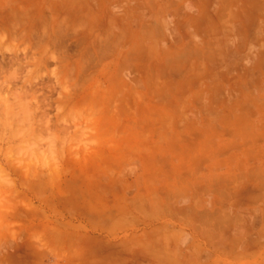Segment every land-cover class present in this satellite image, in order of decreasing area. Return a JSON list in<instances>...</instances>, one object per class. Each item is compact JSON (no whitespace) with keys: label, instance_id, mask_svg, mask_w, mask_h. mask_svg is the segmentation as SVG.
I'll list each match as a JSON object with an SVG mask.
<instances>
[{"label":"rangeland","instance_id":"1","mask_svg":"<svg viewBox=\"0 0 264 264\" xmlns=\"http://www.w3.org/2000/svg\"><path fill=\"white\" fill-rule=\"evenodd\" d=\"M242 2L191 17L168 0H0V264H74L75 247L126 263L124 233L100 229L131 193L119 156L171 132L170 107L252 97L241 58L264 51V0Z\"/></svg>","mask_w":264,"mask_h":264},{"label":"crops","instance_id":"2","mask_svg":"<svg viewBox=\"0 0 264 264\" xmlns=\"http://www.w3.org/2000/svg\"><path fill=\"white\" fill-rule=\"evenodd\" d=\"M168 1L173 11L191 17L223 12L225 1L237 3L232 12L243 5L242 0ZM260 55L241 58L247 61L241 93L252 97L170 107L171 132L142 135L119 156L126 161L121 171H128L131 193L118 215L102 218L100 229L103 236L124 233L125 264H255L256 253L263 254L258 264H264V71L249 63ZM224 123L230 127L224 129ZM109 219L120 221L112 225ZM81 249L73 250L74 264H92L84 260L91 252Z\"/></svg>","mask_w":264,"mask_h":264},{"label":"bare ground","instance_id":"3","mask_svg":"<svg viewBox=\"0 0 264 264\" xmlns=\"http://www.w3.org/2000/svg\"><path fill=\"white\" fill-rule=\"evenodd\" d=\"M14 23H15V22H14ZM16 24H17V23H16ZM9 26H10V25H9ZM12 26H14V25H12ZM16 27H17V26H16ZM3 28L6 29V30H7V29H8V30H9V29H10V30L12 29V28H8V25H7V28H5V27H3ZM3 28H2V29H3ZM6 30H5V31H6ZM12 30H13V29H12ZM12 30H11V31H12ZM16 30H17V29H16ZM29 30H30V29H29ZM31 30H32V28H31ZM2 31H4V30H2ZM2 31H1V32H2ZM15 32L17 33V31H15ZM3 33H4V32H3ZM9 33H10V32H9ZM21 33H22V32H21ZM5 34L7 35V31L5 32ZM5 34H4V35H5ZM10 34H11V33H10ZM12 34H13V33H12ZM12 34H11V35H12ZM17 34H18V33H17ZM24 34H25V31H24ZM30 35H31V33H30ZM12 37H13V36H12ZM12 37H11V38H12ZM24 37H25V35L23 36V38H24ZM9 38H10V36H9ZM15 38H16V37H15ZM28 38H29V34H28ZM3 39H4V37H1V36H0V43H1V42L4 43V40H3ZM6 39H7V38H6ZM25 40L28 41L29 39H25ZM30 40H31V39H30ZM20 41H21V40H20ZM11 42H12V41H9L10 44H11ZM23 42H24V41H23ZM24 43H25V42H24ZM1 45H2V44H1ZM28 45H29V44H28ZM30 45H31V43H30ZM41 46H42V45H41ZM39 50H40V49H39ZM63 63H64V62H63ZM71 66H72V65H71ZM65 73H66V72H65ZM10 76H11V75H10ZM10 76H9V77H10ZM66 77H67V76H66ZM64 78H65V77H64ZM68 78H69V77H68ZM62 82H63V81H62ZM18 97H19V96H18ZM66 98H67V97H66ZM63 99H64V98H63ZM7 164H8V163H7Z\"/></svg>","mask_w":264,"mask_h":264}]
</instances>
